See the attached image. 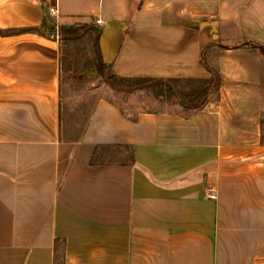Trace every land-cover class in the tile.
Segmentation results:
<instances>
[{
  "label": "crops",
  "instance_id": "obj_1",
  "mask_svg": "<svg viewBox=\"0 0 264 264\" xmlns=\"http://www.w3.org/2000/svg\"><path fill=\"white\" fill-rule=\"evenodd\" d=\"M78 22L119 76L221 86L187 116L99 99L64 139ZM0 28L43 31L0 34V264H56L57 239L63 264H264V55L214 43H264V0H0Z\"/></svg>",
  "mask_w": 264,
  "mask_h": 264
},
{
  "label": "rangeland",
  "instance_id": "obj_2",
  "mask_svg": "<svg viewBox=\"0 0 264 264\" xmlns=\"http://www.w3.org/2000/svg\"><path fill=\"white\" fill-rule=\"evenodd\" d=\"M49 29L54 30L55 27L52 26ZM234 30H237V28H234ZM226 31L225 27L221 28L219 35ZM57 32L60 34V27L57 29ZM238 32L242 36L245 35L244 28L238 29ZM236 34H238L237 31L233 35L235 36ZM237 40L240 43L248 41L247 39H231L223 36L216 37L214 43L221 44L220 46H229L227 44L233 45L238 42ZM249 44L264 45V43L251 41ZM63 46L65 51L69 52L72 56L68 58L62 68L61 84L63 95L62 117L64 118L68 134L73 135L74 133H78L85 127L90 113L99 99L109 98L116 101L132 116L140 112H169L180 113L184 116L193 113L192 111L184 109L178 100L171 98L162 85L148 87L147 89L134 88L130 93L126 94L113 91L102 77L92 72L94 69L92 34H88L78 40L64 43ZM208 60L207 54V63ZM182 89L184 90L183 93H186L187 86Z\"/></svg>",
  "mask_w": 264,
  "mask_h": 264
},
{
  "label": "trees",
  "instance_id": "obj_3",
  "mask_svg": "<svg viewBox=\"0 0 264 264\" xmlns=\"http://www.w3.org/2000/svg\"><path fill=\"white\" fill-rule=\"evenodd\" d=\"M47 13L50 14L49 9L47 10ZM46 25L47 22H45V26ZM27 31L37 32L41 34L43 33V31L40 28L8 29V30H3L0 28V34L3 35L18 34ZM101 33H102V29L100 28L99 25L95 24L94 22L76 23L72 25H61L60 41H61L62 68L64 67V64L66 63L68 58L72 57L69 52L65 51L63 44L68 43L69 41L81 39L82 37L88 34H92L93 47H94V60H93L94 69L92 70V72H95L99 77H102L109 85V87L115 92H122L126 94V93H130V91H132V89L134 88L147 89L148 87H158L162 85L164 86V90L169 94V96L173 99L178 100L184 109L189 111H196L200 109V107H202L207 102L210 94L214 91H218L221 86L222 78L220 74L214 70L211 71L212 73L211 78L207 80H203L200 84L189 83L187 81V89L185 90L186 93H183L184 90L182 89L185 87L177 86L174 83L176 82L174 79L119 76L115 73L112 65L106 63L102 57L101 48H100ZM249 42H250L249 40L243 43H240V41H238L233 45L224 46V48L226 49L240 48V47H246L245 45H249L247 47L258 49L264 55V45L249 44ZM204 64H206L205 61ZM209 69L211 68L209 67ZM105 100L118 107L125 117L131 119L132 121H137L138 114L132 116L128 114L116 101L109 98H105ZM62 101H63V95H62ZM62 125L65 127V121L63 117H62ZM83 129L84 127L82 128V130ZM82 130H80L78 133H74L72 136L68 134L67 129L65 127V134L63 135L62 132V138L69 139V138L80 137L82 135L80 134ZM131 162H132L131 165L135 164L134 155L132 156ZM60 242H62V240L57 239L55 241L56 264H63V261L62 263H60L59 253L57 252V249H59V245H61Z\"/></svg>",
  "mask_w": 264,
  "mask_h": 264
},
{
  "label": "built area",
  "instance_id": "obj_4",
  "mask_svg": "<svg viewBox=\"0 0 264 264\" xmlns=\"http://www.w3.org/2000/svg\"><path fill=\"white\" fill-rule=\"evenodd\" d=\"M50 12H51L52 15H56V14L58 13V8H57V7L52 8V9L50 10ZM98 23L101 24L100 21H99ZM57 35H58L59 38H60V34H59V32H57Z\"/></svg>",
  "mask_w": 264,
  "mask_h": 264
}]
</instances>
